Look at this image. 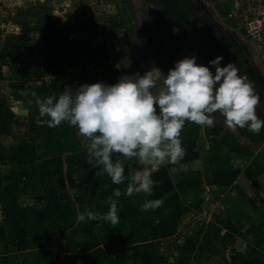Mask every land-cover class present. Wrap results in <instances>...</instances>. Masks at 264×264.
Segmentation results:
<instances>
[{"label": "crops", "instance_id": "1", "mask_svg": "<svg viewBox=\"0 0 264 264\" xmlns=\"http://www.w3.org/2000/svg\"><path fill=\"white\" fill-rule=\"evenodd\" d=\"M80 1L99 2L113 11L104 19L121 20L124 30L111 34L115 53L90 45L76 17L50 21L32 0L15 1L21 18L9 19L12 9L0 11V249L21 251L17 264H264V132L251 139L218 114L213 127L186 122L184 157L145 166L155 182L152 193L114 197L119 223L102 218L105 199L114 188L123 193L128 180L116 185L87 164L88 141L66 121L38 124L32 93L58 96L65 86L115 83L125 72L153 66L166 72L174 60L150 48L145 0H131L129 7L123 0ZM112 159L124 163L126 176L142 167L118 153ZM8 190L11 197L3 195ZM148 199L163 203L142 211ZM205 208L213 209L208 218ZM86 210L100 218L80 221ZM167 239L162 246L171 242L172 255L178 249L176 261L156 252Z\"/></svg>", "mask_w": 264, "mask_h": 264}, {"label": "clouds", "instance_id": "2", "mask_svg": "<svg viewBox=\"0 0 264 264\" xmlns=\"http://www.w3.org/2000/svg\"><path fill=\"white\" fill-rule=\"evenodd\" d=\"M223 60V55L217 54L207 64H200L195 55H185L166 72L153 66L143 73L125 72L115 83L65 86L58 96L32 93L38 124L55 127L66 121L88 141L87 164L94 169L99 166L100 174L116 185L128 180L123 193L114 188L105 199L108 211L102 218L106 222L119 223L115 198L152 193L155 182L151 173L143 170L145 166L154 168L166 160L176 163L184 157L180 134L186 122L213 127L218 114L232 129L247 127L254 134L261 132L264 118L257 114L260 96L233 62L222 64ZM114 153L125 160L135 158L142 167L126 176L124 163L112 159ZM162 203V199H148L140 207L142 211L155 210ZM99 218L100 214L91 210L78 216L80 221Z\"/></svg>", "mask_w": 264, "mask_h": 264}, {"label": "rangeland", "instance_id": "3", "mask_svg": "<svg viewBox=\"0 0 264 264\" xmlns=\"http://www.w3.org/2000/svg\"><path fill=\"white\" fill-rule=\"evenodd\" d=\"M15 1H18V3H21V4L30 2V0H12V2L8 3V2H3L2 0H0V6H1L0 11L7 15L9 9L16 7V4L14 5ZM199 1L203 2L206 7L208 6L211 9V11L213 13H215V15L213 17L215 18V20L217 22L219 21L218 17H220L221 20L223 19V21H225L227 23V20L229 19L228 13L230 12V10L232 8V3H231L232 0H199ZM32 2L36 4V6H37L36 8L41 9L40 11H42L43 14L45 15V17L48 18L50 21L56 22L61 18H69V17L74 18V17H76L78 20V25H80V28L78 27L79 31L84 32L85 36H83V37L86 38L87 42H89L90 45L95 46L98 49H105L110 54L115 53V42H113V39H115V37L113 35H111L112 31L116 32V34H117L118 31L124 30V28L120 25L121 20H119V18H116V20L113 18L111 21L110 19L108 20L107 18L104 19V17H102L103 15H107V14L113 12L111 9H109V8L103 9L101 7V5L98 4L99 2H96V3L91 2V1H89V2L84 1L83 2L80 0H32ZM123 2L125 4V6H128V7L131 6V0H123ZM110 10H111V12H110ZM23 13H24L23 10H17V9L15 11L13 10L11 12L9 19L13 18V16H17V18H21L20 15H22ZM33 14H35V12H33ZM218 23H219V25H222L226 29H229L232 31L234 30V28H233L234 26L231 25L232 23L230 24L231 26L228 24L227 25L224 24V22L223 23L218 22ZM3 26H4V23H3L2 19L0 18V29ZM81 27L83 28V30L81 29ZM120 33H122L124 35V31H122ZM99 34H105V36L110 40V42H111L110 48L106 47L104 45V43L98 41L97 36ZM118 34H119V32H118ZM246 43H248V42L246 41ZM252 49H253V54L255 55V50H254V48H252ZM254 61H255L254 65H256L257 69L260 70V68H258L259 66H258V63L256 60V56L254 58ZM260 73H262V72H260ZM17 172L19 173V171H17ZM0 174L2 175V172H0ZM15 191L18 193L20 192V190H18V189ZM13 194H14L13 192H10L8 190V192H6V194H3V195L11 197ZM21 205H25V203L23 201H21ZM15 212H17V211H15ZM3 218H4L3 212H2L1 207H0V221H3ZM94 227H95V224H94ZM170 237H171V239H170L171 241H173V239L175 238L174 235H171ZM170 240L169 239H167L166 241L161 240L160 244H159L160 247L157 246L156 252L162 253L163 250H165L162 245H165V243H167ZM174 247H175V245H174ZM172 251L174 253L173 254L174 260H175V258L178 259V255L175 256V254L178 253V249L174 248V250H172ZM20 253H21V251L12 250V249H2L1 248L0 249V264H12L13 260H11V259L20 257V255H21ZM15 255L17 257H15ZM97 256L99 258L100 255L98 254ZM156 264H158V263H156Z\"/></svg>", "mask_w": 264, "mask_h": 264}, {"label": "water", "instance_id": "4", "mask_svg": "<svg viewBox=\"0 0 264 264\" xmlns=\"http://www.w3.org/2000/svg\"><path fill=\"white\" fill-rule=\"evenodd\" d=\"M150 6L157 16L156 26L159 33V43H157V45L155 44V47L157 49L159 46L161 47V51H159L160 54L164 53L175 61L185 55H195L197 57V63L203 64V59L199 56V53H221L235 64L241 74L235 53L228 48L210 45L198 32L197 23L187 17L177 0H146V10H148ZM150 18L153 27V37L155 38V22L153 16ZM174 28L178 29V31L174 32ZM175 61H173V63ZM252 87L255 93L260 96L257 114L261 116L260 103L263 99V95L257 88L254 86ZM206 212L207 209L205 208L203 217H205Z\"/></svg>", "mask_w": 264, "mask_h": 264}, {"label": "flooded vegetation", "instance_id": "5", "mask_svg": "<svg viewBox=\"0 0 264 264\" xmlns=\"http://www.w3.org/2000/svg\"><path fill=\"white\" fill-rule=\"evenodd\" d=\"M145 2H146V0H145ZM179 4L182 6L187 17L190 20H192L193 22L197 23V30L206 39V41L208 42L207 38H211L214 43L215 42L217 43V45H214V44H211L208 42L210 45L228 48L229 50H231L234 53L237 52L235 48L232 50V48L235 47V45H239V46L243 47L247 53L246 61H247V64L249 65V69L256 76H258L260 79L264 80L263 73H260L259 70L257 69V66L254 65L253 54H252L253 49L250 46V44L246 43V42L244 43L243 41H241L238 38V35L234 31L226 29L222 25H219V23L213 17L215 15V13H213L208 6L206 7L204 5V3L199 1V0H181V3L179 2ZM144 7L146 9V3H145ZM186 9L195 15L196 20H194L188 16V14L186 13ZM143 13H144V18H145V22H144L145 25H146V23H148L151 28H153V27L151 24V18L150 17L153 16V18H154V22H155L154 30H155L156 35L154 38V43H150V48L156 50V52L159 53V51H161V47L160 46L158 47L159 50L155 47V44L157 45V43H159V33L157 31V26H156L157 21H156L155 13L153 11H151L150 8L147 10V12L143 11ZM152 35L153 34H151L150 37ZM143 44H144V47L147 45L146 43H144V41H143ZM235 56H236V54H235ZM226 60H228V59L226 56H224V60L222 62H226ZM237 64H239V63L237 62ZM239 68H240V66H239ZM240 71H241V68H240ZM260 84L262 85L263 83H260ZM255 88H257V87H255ZM259 92H261V91L259 90ZM261 116H262V111H261Z\"/></svg>", "mask_w": 264, "mask_h": 264}, {"label": "built area", "instance_id": "6", "mask_svg": "<svg viewBox=\"0 0 264 264\" xmlns=\"http://www.w3.org/2000/svg\"><path fill=\"white\" fill-rule=\"evenodd\" d=\"M2 1L12 2V0ZM231 3L232 8L228 16L234 26L233 31L241 41H248L254 48L256 59L260 63L258 68L262 66L259 71L264 75V0H232ZM97 39L106 47H111V42L105 34H99ZM212 211V208L207 209L205 217H210Z\"/></svg>", "mask_w": 264, "mask_h": 264}, {"label": "trees", "instance_id": "7", "mask_svg": "<svg viewBox=\"0 0 264 264\" xmlns=\"http://www.w3.org/2000/svg\"><path fill=\"white\" fill-rule=\"evenodd\" d=\"M178 1L181 3V0H178ZM150 9H151V11H152L151 6H150ZM186 13L188 14V16H189L190 18L196 20V19H195V15H194L193 13H191L190 11H188L187 9H186ZM155 17H157L156 14H155ZM156 20H157V18H156ZM207 40H208L209 43L214 44V45H217V43H216V42L214 43V42L212 41L211 38H207ZM220 44H221V43H220ZM234 48H235L236 51H237L235 54H236L237 62L239 63L238 65H239L240 68H241V74L246 75L247 78H248V81H249L253 86L257 87V88L261 91V93L264 95V80L260 79L258 76H256V75H255V74L249 69V65L247 64V61H246V59H247V53H246L245 49H244L243 47L239 46V45H235V47H233L232 50H233ZM218 54H220V53H218ZM215 55H217V54H203V53H199V56L203 59V64H207V61H208L209 59L213 58ZM223 57H224V56H223ZM245 61H246V62H245ZM227 62H229V61L226 60V62H221V63L224 64V63H227ZM260 83H263V84L261 85ZM260 109H261V111H262V116H261V118H264V96H263V99H262V101H261V103H260ZM237 129H238L239 133H241V134H243V135L245 134V135H247V136H248L249 138H251V139H253V138L257 137V136H258V137H261V136H262V132L264 131V127H262L261 132H260L259 134H254V133L250 132V131L247 129V127H244V128L237 127ZM79 174L81 175V170L79 171ZM181 236H182V233L179 232V234L177 235V237H176L173 241L178 240L179 238H181ZM173 241H171V242H173ZM171 242L168 243V244L166 245L165 251L167 252V254L173 256V255L171 254V251H170V246H171V244H172ZM37 255H39V254H37L36 252H33V256H31V257H33V258H31V259H35V257H36ZM21 256H22V255H20V257H21ZM25 256H27V255H25ZM15 257H17V256L15 255ZM20 257H17V258H20ZM28 257H30V256H28ZM17 258H13V259H11V260H15V264H17V262H18V261H16V260H18ZM24 258H25V257H24ZM167 264H169V263H167Z\"/></svg>", "mask_w": 264, "mask_h": 264}]
</instances>
